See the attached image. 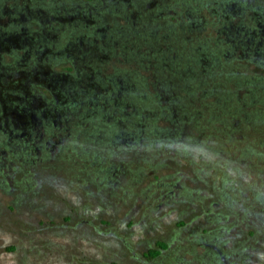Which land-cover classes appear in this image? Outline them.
Segmentation results:
<instances>
[{
  "label": "rangeland",
  "instance_id": "1",
  "mask_svg": "<svg viewBox=\"0 0 264 264\" xmlns=\"http://www.w3.org/2000/svg\"><path fill=\"white\" fill-rule=\"evenodd\" d=\"M0 264H264V0H0Z\"/></svg>",
  "mask_w": 264,
  "mask_h": 264
},
{
  "label": "clouds",
  "instance_id": "2",
  "mask_svg": "<svg viewBox=\"0 0 264 264\" xmlns=\"http://www.w3.org/2000/svg\"><path fill=\"white\" fill-rule=\"evenodd\" d=\"M190 138H184L183 140H180L179 142L173 141L171 144H166L164 141H160L157 144V147L159 148H167L170 152H177V151H183L188 152L192 151L195 152L197 155H207V150L202 146L203 142L200 144H197L195 147H192L187 141Z\"/></svg>",
  "mask_w": 264,
  "mask_h": 264
},
{
  "label": "trees",
  "instance_id": "3",
  "mask_svg": "<svg viewBox=\"0 0 264 264\" xmlns=\"http://www.w3.org/2000/svg\"><path fill=\"white\" fill-rule=\"evenodd\" d=\"M159 245L161 247H165V244L164 243H159ZM160 249H151L149 252H148V255L151 256V257H156L160 254Z\"/></svg>",
  "mask_w": 264,
  "mask_h": 264
},
{
  "label": "flooded vegetation",
  "instance_id": "4",
  "mask_svg": "<svg viewBox=\"0 0 264 264\" xmlns=\"http://www.w3.org/2000/svg\"><path fill=\"white\" fill-rule=\"evenodd\" d=\"M22 123H23V125L25 124V122H22ZM12 130L15 131L16 130V127L14 126V128H12ZM13 131H12V133H13L12 135H15V136H19V135L22 136V135H25V133H26V132H24L23 134L17 135Z\"/></svg>",
  "mask_w": 264,
  "mask_h": 264
}]
</instances>
